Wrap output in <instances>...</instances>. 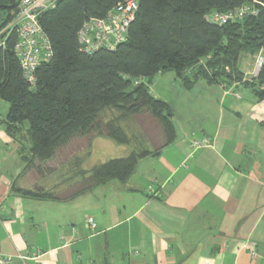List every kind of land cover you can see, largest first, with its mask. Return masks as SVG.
Returning <instances> with one entry per match:
<instances>
[{
    "label": "crops",
    "instance_id": "1",
    "mask_svg": "<svg viewBox=\"0 0 264 264\" xmlns=\"http://www.w3.org/2000/svg\"><path fill=\"white\" fill-rule=\"evenodd\" d=\"M245 56L246 70L238 66L250 80L254 56ZM164 75L150 92L172 107L173 143L125 185L68 201L16 194L35 180L22 161L29 142L25 129L5 132L8 110L0 116V252L12 264H264V100L203 81L168 100L154 89L178 80ZM202 137L212 145L191 151Z\"/></svg>",
    "mask_w": 264,
    "mask_h": 264
},
{
    "label": "trees",
    "instance_id": "2",
    "mask_svg": "<svg viewBox=\"0 0 264 264\" xmlns=\"http://www.w3.org/2000/svg\"><path fill=\"white\" fill-rule=\"evenodd\" d=\"M18 1L5 10L12 0H0V12L8 13L0 29L11 21ZM124 1L60 0L43 12L38 20L51 57L34 72L33 85L14 53L15 31L0 48V100L9 104L5 132L14 137L25 129L29 148L22 161L35 178L16 186V194L68 201L112 181L125 185L141 160L159 156L176 138L172 107L150 92L157 75L173 73L187 91L199 81L240 85L264 100V62L250 80L238 66L242 55L261 53L264 59V0H139L126 41L114 50L84 53L77 38L83 24L104 18ZM242 6L256 14L224 25L206 20L210 13ZM143 114L158 127V140L136 124ZM98 138L129 151L85 168ZM77 140L79 146L72 147ZM53 162L56 167L49 165Z\"/></svg>",
    "mask_w": 264,
    "mask_h": 264
},
{
    "label": "built area",
    "instance_id": "3",
    "mask_svg": "<svg viewBox=\"0 0 264 264\" xmlns=\"http://www.w3.org/2000/svg\"><path fill=\"white\" fill-rule=\"evenodd\" d=\"M58 1L60 0H19L11 21L0 29V48L5 46V41L12 31L17 34L14 53L19 60L24 78L32 85L36 69L51 57L49 41L38 19L43 12L54 9ZM138 2L139 0H126L118 3L104 18H91L86 21L77 34L81 50L86 54H92L99 49L114 50L120 43L126 41L128 29L138 10ZM255 14L256 10L253 7L242 6L226 13H210L206 15V20L224 25ZM263 62V56L259 53L254 75H257ZM211 145L212 141L208 137L193 138L189 142L191 151L208 148ZM87 223L93 232L97 230L91 218L87 219ZM19 259L24 260L25 257L19 256ZM0 264H12V261L0 252Z\"/></svg>",
    "mask_w": 264,
    "mask_h": 264
},
{
    "label": "rangeland",
    "instance_id": "4",
    "mask_svg": "<svg viewBox=\"0 0 264 264\" xmlns=\"http://www.w3.org/2000/svg\"><path fill=\"white\" fill-rule=\"evenodd\" d=\"M7 14L8 13L6 11L0 12V24L3 22L4 18L7 17ZM257 56L258 55L253 57L254 58L253 75L255 73ZM245 57H246L245 55H242L240 57V61H239L240 62V68L243 69L244 71L246 70V64H245L246 61H244ZM247 59H249V58H247ZM171 78H174V74L173 73H166L164 75V79L166 81H164V82L169 84V81ZM158 88L161 90L159 91ZM154 90H155L154 92H156L155 94H158L159 97L168 98V100H173V98L176 99V97L179 93H184L185 89L181 86L179 81H175L173 83L171 82L170 85L167 87V89H165V87H157ZM8 109H9V104L0 100V116L1 117L5 116ZM135 121H136V124L141 123L140 125H142V128L143 127L145 129L147 128V131H148L147 134H150L151 137L153 138V140H155V141L158 140L157 135H159L160 131H159L158 127L155 126L154 122L150 119V117L147 114H143L140 117L135 118ZM74 143H76V145H72V147L79 146V144L81 142L77 140L76 142H73V144ZM97 143H98L97 146H95L93 149L94 150V152L92 153L93 155H91L85 163V168H91L92 166L103 163L109 159L123 156V155L127 154V152L129 151V148L119 146L107 138H100V139H98ZM155 145H157V143H155ZM125 149H127L126 152H124ZM55 162L50 163L49 165L50 166L53 165L54 167H56L57 164ZM115 183H118V182L115 181Z\"/></svg>",
    "mask_w": 264,
    "mask_h": 264
},
{
    "label": "water",
    "instance_id": "5",
    "mask_svg": "<svg viewBox=\"0 0 264 264\" xmlns=\"http://www.w3.org/2000/svg\"><path fill=\"white\" fill-rule=\"evenodd\" d=\"M16 0H12V3L9 6L4 7L5 10H10L14 7Z\"/></svg>",
    "mask_w": 264,
    "mask_h": 264
}]
</instances>
